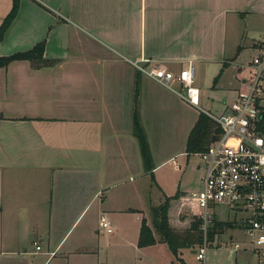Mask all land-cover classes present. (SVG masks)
<instances>
[{"label":"crops","instance_id":"crops-1","mask_svg":"<svg viewBox=\"0 0 264 264\" xmlns=\"http://www.w3.org/2000/svg\"><path fill=\"white\" fill-rule=\"evenodd\" d=\"M11 8L12 0H0V26ZM261 18L264 0H20L0 57L44 42L43 59L53 64L34 69L18 61L0 69V264H140L138 255H146L141 264L184 260V250L178 260L169 250L173 260L157 259L164 243L137 247V254L118 243L119 218L135 214L130 247L145 220L113 195L127 177L135 182L148 175L134 121L153 160L159 149L150 140L152 123L178 121L176 155L185 156L202 113L178 97L179 85L168 90L132 63L174 74L191 63L214 80L240 26ZM89 213L99 230L85 221ZM102 215L113 229L107 240L120 248L106 245Z\"/></svg>","mask_w":264,"mask_h":264},{"label":"built area","instance_id":"built-area-1","mask_svg":"<svg viewBox=\"0 0 264 264\" xmlns=\"http://www.w3.org/2000/svg\"><path fill=\"white\" fill-rule=\"evenodd\" d=\"M253 50L254 56L240 66L244 71L243 92L220 116L202 111L215 123L220 134L197 154L204 166L202 190L182 197L180 202L181 208L194 209L200 218L201 242L194 252L200 264H207V249L219 241L218 237L226 235L225 241L228 237L217 232L214 241L209 240L216 223L229 224L227 232H239L246 239L243 246L232 233L229 235L234 253L243 250L264 259V37L253 45ZM140 62L150 63L149 60ZM132 65L168 90L173 91L172 85H179L178 97L190 106L199 107L200 93L194 85L195 69L191 63L177 74L162 66L145 69L139 62ZM99 223L107 235L113 233L103 215ZM34 245L39 251L40 247ZM222 245L217 244L219 248Z\"/></svg>","mask_w":264,"mask_h":264},{"label":"rangeland","instance_id":"rangeland-1","mask_svg":"<svg viewBox=\"0 0 264 264\" xmlns=\"http://www.w3.org/2000/svg\"><path fill=\"white\" fill-rule=\"evenodd\" d=\"M263 37L264 19H256L252 24L247 25L246 27L241 25L239 36L237 35L236 44L233 46L229 42V48L233 46V50L230 49L229 52L225 53V62L228 63L224 64L226 67L224 69L220 66L223 70L217 83L213 85V77L211 78L206 74L198 75V72H195V86H198L204 94L203 102L200 103L197 109L194 107L196 111H207L214 116H220L227 111V108L243 92L241 81L244 71L240 69V66L241 64H246L251 57L254 56L252 45L257 43ZM237 49L239 55H237ZM219 73L214 75V77ZM186 112H188L186 109L182 110V114H186ZM152 124L153 126L155 125L156 128L152 127L149 133L150 140H152V146H154V149H159L156 158L152 160V174H148L147 176L144 175L140 179L136 178L135 182L127 181V177L124 180L126 181L125 184L117 188L113 192V195H117L121 200L125 199L127 206L138 208L139 212L142 211L144 214L138 215L141 219L145 218L146 224L150 226V208L162 203L164 198H169L171 199L170 214H173L171 222L169 221L170 226L180 236H184L187 232L191 234L190 225L194 222V218L197 214H195V212H193L194 209L192 210L190 207H186V209L181 208V197L176 200L173 198L176 194L179 196L183 195L182 197H184L197 194L202 190L204 166L197 155H176L178 152H181L180 146L178 145L180 137V124L178 121L175 123L171 121H161ZM158 125L161 126L158 127ZM163 144L167 145L162 149L161 146ZM135 187L139 189L142 200H140L138 192H132L135 190ZM176 207L179 208L176 210ZM87 220L95 230H99L97 225L98 222H96V217L94 215L91 213L87 214L85 221ZM117 223V229L119 232L118 243L128 248L125 252L129 251L137 254V249L139 247H130L129 245L132 225H138V222L135 219V214H126L124 218H119ZM227 229V227H224L221 232V234H227L228 237L226 238V241V235L218 237L219 241H215L212 246L207 249V264H264V259L257 258L243 250L234 253L231 249L229 235L232 233L237 241L243 243V246L245 245L244 243L246 242V239L239 232H227ZM109 236L110 235H106V245L111 242L107 240ZM123 236L125 237L121 239ZM157 239H159V237H157ZM214 239L215 238H213V241ZM219 242L223 243L221 248L217 246ZM118 243H115V241L111 242V247L109 249L120 248V246L117 245ZM197 246L198 245L196 244L190 245L188 249L183 251L184 260H180L179 262L174 261L173 264H200L195 260L194 252L197 250ZM157 247H159L156 254L157 259H167L168 261L173 260L165 245H159ZM160 249H162V251H160ZM165 254L166 256L163 257ZM129 256L133 258V256ZM145 256L146 255H142L140 260L138 255V261H140V264L145 259ZM147 260L148 258H146V263ZM149 260L153 261L151 258H149Z\"/></svg>","mask_w":264,"mask_h":264},{"label":"trees","instance_id":"trees-1","mask_svg":"<svg viewBox=\"0 0 264 264\" xmlns=\"http://www.w3.org/2000/svg\"><path fill=\"white\" fill-rule=\"evenodd\" d=\"M19 3L20 0H12V8L0 26V43L3 40L6 30L18 13ZM43 51L44 42H41L29 51L15 53L9 56H1L0 69L6 68L11 63L18 61H26L30 63L34 69H40L53 64V62L43 59ZM221 73L222 70L214 78L213 85L217 83ZM133 134L138 141L144 172L152 174L153 166L149 145L144 130L138 120L134 121ZM219 134L220 132L215 123L205 114L200 113L188 135L185 153L187 155H197L203 152L206 147L218 138ZM178 198L179 195L176 194L173 199L176 200ZM170 202L171 199L164 198L162 203L151 209V226H148L145 220L141 221L137 246L139 248H146L155 245L157 242L164 243L172 256L178 260V253L180 250L188 249L190 245L200 244L201 235L198 232L200 218L198 214L195 216L194 222L190 225L191 234L187 232L184 236L178 235L169 224L168 210L170 208ZM229 226V224L223 225L216 223L214 230L209 233V240L213 241L214 235L217 232H222L224 227L228 228ZM156 236L159 237V239H157Z\"/></svg>","mask_w":264,"mask_h":264}]
</instances>
